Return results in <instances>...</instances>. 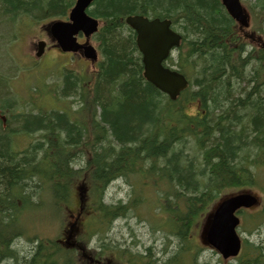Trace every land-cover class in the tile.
Listing matches in <instances>:
<instances>
[{"label":"trees","instance_id":"1","mask_svg":"<svg viewBox=\"0 0 264 264\" xmlns=\"http://www.w3.org/2000/svg\"><path fill=\"white\" fill-rule=\"evenodd\" d=\"M72 4L0 0L3 108L13 104L5 94L16 70L1 51L13 36L20 39L13 33L16 18L29 11L36 19L62 16ZM254 7L253 22L263 25L257 43L238 31L219 0H94L87 14L98 21L93 40L99 61L88 73L89 84L69 72L55 91L58 103L45 92L61 107L39 103L37 116L27 110L9 119L4 130L0 123V264H75L74 259L86 264L83 257L89 248L84 244L90 243H95L90 251L99 248L124 264H210L196 262L192 253L194 219L211 203L213 209L217 201L233 195L230 192L264 184L258 175L264 169V0H256ZM131 15L169 20L181 36L175 55L165 64L188 81L175 101L144 79L135 33L125 24ZM67 96H72L70 103ZM33 133H39L36 142L24 143ZM21 137L26 138L17 144ZM137 177L140 184L149 180L156 212L164 211L159 225L150 226L152 232L165 234L159 258L153 251L161 242L144 247L135 237L121 243L109 237L113 222L129 210L137 217L144 200L132 195L126 205L105 204L104 192L112 183ZM44 204L54 208L55 217L64 205L73 223L87 212L95 215L87 222L90 233L86 229L88 235L72 247L27 236L23 216ZM17 215H22L19 227ZM262 223L264 198L250 229ZM21 238L29 250L18 248ZM169 238L178 243L171 252ZM229 264H264V246L242 240L239 257Z\"/></svg>","mask_w":264,"mask_h":264},{"label":"rangeland","instance_id":"2","mask_svg":"<svg viewBox=\"0 0 264 264\" xmlns=\"http://www.w3.org/2000/svg\"><path fill=\"white\" fill-rule=\"evenodd\" d=\"M74 1L75 0H73V3ZM241 2L246 7H248V9L251 12L250 13L251 17H253V12L256 13L258 9L254 7V5H256V0H241ZM71 7L72 6L65 9V12L62 16L60 15L58 16L57 14H51V15H46L44 17L37 18L36 20L37 30L29 31L28 34L26 35V37L30 39L28 40V42H27V39H23L22 41H18L17 43H15L12 40L6 45V47H4V45L2 46L3 49L1 52L4 51V54L7 60L9 61V63L11 64V67L13 65V67L16 70L13 75L9 76L10 87L13 84V82L18 79V77L24 76L32 80L33 83L37 85V90H39L37 95H34V96H30L28 94L25 95V87L28 86L27 84H25L26 78H22L21 85L23 84V87L18 86L17 89H18V94L25 95V97H28L30 100L34 101L35 106L37 108H39L40 106L39 103L41 105L58 106L55 102L50 101V98H48L46 93L48 95H51L53 99L55 97H58L56 96L55 91L56 89L62 88L64 75H66L67 73L71 72L74 74V72H76L77 75L80 76L81 82L84 85L89 84L88 82L91 80L88 73L94 70L93 67L88 66V67L83 68V65L79 66L77 64L78 61L76 62L71 61L70 66H71V69L74 70V72L70 70L67 71L66 69L68 68H66V66H65L66 69L62 68V64L65 65L67 63V61L64 60V58L66 57L60 56L59 58L56 56V52L45 54L44 57H42L40 61L36 63L30 60L32 58L34 59L35 46L33 48L31 46L33 45L34 42L36 43L37 38H38L37 36H39L40 38L45 37L44 31H42L41 27L45 24H48L50 21L64 18ZM20 19H21L20 17L16 18L15 25L17 26L19 25ZM251 23H252L251 29H254L253 26H255L254 35L255 36H258V34L262 35L260 27H263V25L260 23L254 24L253 18L251 20ZM32 24H33L32 22H29L28 26H31ZM33 38H36V40L35 39L32 40ZM13 39H14V36H13ZM91 43L95 45L93 37L91 39ZM174 55L175 53L172 54V56ZM13 88L15 91V86ZM9 91L6 92L5 95H8L9 97H11V100L14 101L15 99L12 97L16 93L13 94L10 91L13 94L12 95ZM20 98H23V97H18L19 101H20ZM59 98L62 99V97H59ZM64 99L67 101V103H70L69 101H71L72 96H70L69 98L67 96V98H64ZM54 100L58 103L56 98ZM2 102L3 101L0 97V106H2ZM73 105H77V103H73ZM7 106H14V105H12V103H9ZM58 107H61V106H58ZM34 134L35 133L32 134L31 136L32 138L38 137L39 135V133L38 135L37 134L34 135ZM24 138L26 137H21L19 140H22ZM28 141L29 139L25 141L24 143ZM32 141L36 142V140L34 139ZM16 148H17L16 145L9 146V149L16 150ZM184 154L188 156V154L190 153L185 152ZM258 175H259V178H261V182L264 183V169H262ZM79 183L80 182L77 181L73 185L74 186L72 190L73 193L75 192L74 191L75 186H77ZM139 184H140V179L138 177L135 179L133 178L129 179L127 181L119 180L115 183L110 184L105 190L104 195H103L105 204L120 203L122 205H126L128 204L127 201L131 198L132 195H138V199H140L141 201L144 200L143 206L140 207L136 211L137 217L134 216L133 210H129L127 211V214L123 219L116 220L113 222V224L111 225L112 234L109 233L110 234L109 237L110 239H114V240L117 239L115 241H118L119 243L123 242L125 239L127 242L133 241V237H135L134 240H136V243L139 244V241H140L144 243V247L152 246L154 244L157 245V243L161 242V246L158 247V250L153 251L155 258H159L161 254L157 255V253H160L159 250L163 245L165 234L162 232H156V231L152 232L150 230V226L159 225V223L162 221L164 211L159 209L160 212L159 211L156 212L155 207L157 206L156 205L157 198H155V194L152 192V190L154 189L151 188L149 184V180L147 179L143 180L140 184L141 185L140 187H139ZM161 186H162V183H158V189H161ZM261 187H264V184ZM261 187H254V188L252 187L251 189H248V192L250 193L252 192L258 198H260V204L250 210L241 211L238 213V217L240 219V225L237 228V233L240 236L241 240H246L249 243L254 244V245L264 246V223L258 225L253 230H251L249 226V222L251 220L256 219V217H258L260 210L262 209V201H263L264 195H263V191ZM242 192L244 191H239L237 193H234V192H230V193L235 195V194H239ZM227 193L228 192H226L225 195ZM48 199L49 198H45L46 201H48ZM214 203L215 202L211 203L208 209L204 211V213L201 216L194 219L193 226L191 229L190 239L192 242V246L195 247L193 248L194 252L192 253L193 255L196 256V262H199V263H203L204 261H207L210 264H218V262L220 263L224 262L222 261L218 253L214 251L212 248H210L205 243L202 237V231L205 226V220L208 214L210 213V211L212 210L211 207L214 205ZM217 204H218V201H217ZM53 209L54 208L50 206L49 204H44L41 209L28 212L27 214L23 216V220L27 225L26 227L27 236L29 234L30 235L33 234V236L37 235V237L40 239L51 240V241H55L59 237H61V230L65 226V223L67 221L71 222L72 219L68 217V214L65 210L64 205L61 206L62 212H60L57 215L58 217L54 216ZM132 216H134L135 218H133ZM92 217H95V215H92ZM90 221H93V219H91ZM16 223L18 227L22 224V215H17ZM67 229L68 231L66 232V235L68 237L72 236V239L71 238L68 239L69 243L71 244H74L75 242H77L76 239H79L80 237L84 238L85 236L88 235L86 232L83 235L82 232H79V231L77 234H75V232L71 229V223L67 226ZM89 229H90V225H88V228H87L88 232H89ZM82 230L86 231L85 228H83ZM164 231L165 230H163V232ZM118 232H121V233H118ZM166 236L168 237V233L166 234ZM169 240L171 241L172 244L169 245L170 247L168 251L171 252L176 249L174 247L175 246L177 247L178 243L176 241L177 239L169 238ZM26 243H27L26 239L21 238L18 241V246H19L18 248L22 249L23 247H25L24 250H29ZM89 245H90V247L88 246L89 249H91L92 247L93 248L95 247V243H90ZM167 257L168 256H166L165 258ZM163 259L164 257L162 258V260ZM188 259H189L188 255L183 256V260L187 261ZM233 261L234 260H230V261H226L225 263L229 264V263H233ZM74 263L76 264L75 259H74Z\"/></svg>","mask_w":264,"mask_h":264},{"label":"water","instance_id":"3","mask_svg":"<svg viewBox=\"0 0 264 264\" xmlns=\"http://www.w3.org/2000/svg\"><path fill=\"white\" fill-rule=\"evenodd\" d=\"M93 2L94 0H75L67 22L55 21L49 25L52 40L57 43V48L61 52L81 51L92 63L97 60V53L89 44V38L97 32L98 22L86 12ZM220 2L240 28L249 26V17L240 0ZM125 24L135 33L144 79L170 100H176L187 88V80L177 71L164 67L163 63L173 49L179 46L181 36L172 31L169 20L131 15L125 18ZM78 35L85 38L84 44L77 42ZM43 47L44 43L40 42L36 53L38 58L43 54ZM257 203V196L250 192H242L220 200L207 216L202 231L203 240L224 260L236 257L241 249V240L236 232L239 225L236 213L241 209L253 208Z\"/></svg>","mask_w":264,"mask_h":264},{"label":"flooded vegetation","instance_id":"4","mask_svg":"<svg viewBox=\"0 0 264 264\" xmlns=\"http://www.w3.org/2000/svg\"><path fill=\"white\" fill-rule=\"evenodd\" d=\"M70 11V9H69ZM69 11L67 12L66 16L64 18H62V20H66L67 19V16H68V13ZM20 22H19V25H15L16 24V20L15 22L13 23V33H15V35L17 34V36L19 35V38H14L13 41L15 43H17L18 41H22L23 39H27V42L28 40H30L29 38L26 37V35L28 34L29 31H34V30H37V22H36V18H34L33 16H31V11L29 12H25V13H22V15H20ZM33 19V20H32ZM29 22H32L33 24L31 26H28V23ZM42 31H44V34H45V37H42L40 38L39 36H37V41L36 43L32 42L33 45L31 46L32 48L35 46V53H34V59L32 58L31 60L36 63L37 62V59H35V55H36V50H37V46H38V43L39 41H43L45 43V51H44V55L45 54H48V53H52V52H56V56L57 57H60V56H65L66 58H64V60L67 61V63L65 65H63V68L68 67V70L70 71H74L73 69H71V66H70V62L71 61H78L77 64L79 66L83 65V68L84 67H88V66H91L90 65V62L87 61L84 56L81 54V53H77V54H70V53H60L57 48L55 47V42L52 41V39L50 38L49 36V33H48V28L46 26H42ZM35 33V32H34ZM36 40V38H33L32 40ZM78 41L79 43H83V39L81 40V37L78 38ZM43 55V56H44ZM36 60V61H35ZM92 67V66H91ZM66 69V68H65ZM28 75V74H27ZM31 75V74H30ZM32 77V76H31ZM22 78H26V81H25V84H27L28 86L25 87V95L28 94L30 96H34V95H37L38 91H37V85H35L33 83L32 80H30L28 77H18L17 80L19 81H14L13 84L11 85V89L10 91L15 95L16 99L13 101V104L14 106H5L4 108L2 106H0V123H1V128L4 130L5 129V126H6V122L9 120V119H13L16 115H19V114H22L24 113L25 111L27 110H31L32 112L29 114L30 116H37L38 114V108L35 106V103L34 101L30 100L28 97H25V95H22V94H18V89L17 87L20 86V87H23V84L21 85V82H22ZM15 86V91H14V87ZM18 97H23V98H20V101L18 100ZM4 118V119H2ZM12 136V133L9 134V139L11 138ZM37 140V137L35 138H29L30 141L32 140ZM24 139L22 140H19L17 144H20L23 142ZM86 205L83 204L82 205V211H81V214L84 213V210H85V207ZM88 214V212H87ZM84 217V216H79L78 217V220H79V223H77L76 221H74L73 223V226H74V230H76L77 232H82V234L84 235L85 234V231L82 230L83 228L87 229V221L86 219L88 218L89 214ZM84 217V220H82ZM89 222V220H88ZM67 224L62 228L61 230V237H59L57 240H56V244L60 247H65L66 243H65V240H64V237L62 236V234L64 232H67L68 229H67V226L72 223V222H69L67 221L66 222ZM76 241L78 242V240L76 239ZM76 243V242H75ZM89 245L87 244H84V249L86 247H88ZM84 251V250H83ZM89 255L88 257H83L84 260L86 261V264H124L123 262H121L120 260L118 259H114V258H110V257H107V256H104L103 252H101L99 250V248H95L92 251H90V249H88V252H87ZM234 262V261H233ZM128 264V263H127Z\"/></svg>","mask_w":264,"mask_h":264},{"label":"bare ground","instance_id":"5","mask_svg":"<svg viewBox=\"0 0 264 264\" xmlns=\"http://www.w3.org/2000/svg\"><path fill=\"white\" fill-rule=\"evenodd\" d=\"M221 3V2H220ZM13 72V71H12ZM172 101V100H171ZM173 101H175V100H173Z\"/></svg>","mask_w":264,"mask_h":264}]
</instances>
